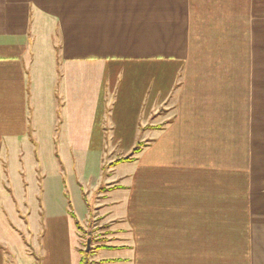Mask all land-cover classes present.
Here are the masks:
<instances>
[{"label":"crops","instance_id":"1","mask_svg":"<svg viewBox=\"0 0 264 264\" xmlns=\"http://www.w3.org/2000/svg\"><path fill=\"white\" fill-rule=\"evenodd\" d=\"M107 128L149 155L91 264H264V0H0V264H78Z\"/></svg>","mask_w":264,"mask_h":264},{"label":"rangeland","instance_id":"2","mask_svg":"<svg viewBox=\"0 0 264 264\" xmlns=\"http://www.w3.org/2000/svg\"><path fill=\"white\" fill-rule=\"evenodd\" d=\"M126 133L128 134V138L122 140L123 144L119 145V146H115V143L117 142V139H116L117 134H116L115 138H111V131L108 130V128H107L106 133H105V137L103 140V144H102V154L99 156H94L90 160V162L88 161V163H87L91 169V173L89 175V179L84 183L85 194L87 197V201H88L90 211L93 210V208H92L93 203H95L96 209H95V211H93V213H91V215L88 219H87V217H88L87 210H86L85 215H79L77 217L76 222L80 225V228H81L80 231L78 232L79 250H81V251L86 249V241H87L88 237L92 239L91 248H97V246H101L103 244H111V243H118L119 244L121 242H124L123 240L127 236L129 238V235L125 234L127 227L123 222V218H122L123 216L121 214V210L123 209V205H115L114 203L112 204L111 200H108V201L101 200L100 194L97 196V198L94 202V199L92 197V192H91L92 191L91 186L94 183L99 185L102 182L103 183L106 182L108 179L109 180L106 182V184L120 183V180L122 178L119 177L116 180H113V179L117 178L119 175L125 176V174H132L134 170L137 171L136 177L135 178L130 177L129 179L126 178L124 181H129L131 183L133 180H135V183L137 184L138 183L137 181H139L140 178H142V157L147 160V157L149 155L147 153H146V155H142L143 152H141L137 156H134V157L138 158L136 160V162H134V163L123 162V163L116 165L114 171L108 177L103 174V171L101 170V168L99 166V163L107 164V163L111 162L112 160H116L119 157L124 158V157L131 155L130 152L132 149L129 148V145L132 143L136 147L138 143H142L145 140L142 133L137 134V137L135 136L133 138L131 137L132 136L131 132H126ZM142 150H144V149L142 148ZM153 153L154 152L151 151V158H153ZM37 157H38V159H41V160H39V162H40V167H39L40 171L39 172L40 173L42 172V174L44 173L48 177V175H49L48 171L51 169L50 161H47V159L49 160V156L48 155H41V156L37 155ZM76 157H78V156H76ZM97 157H98V159H96ZM25 158H28V157H25ZM50 158L52 160L54 159L53 156H50ZM62 159H63V157H62ZM62 159H60V163H62V161H64ZM79 159L86 160L85 158H80V156H79ZM24 161H25V163H24L25 165L26 164H32V162H33V160L28 161L27 159ZM64 163H66V162H64ZM53 164L54 165L56 164L55 161ZM28 170H29L30 176H28V173H26V175H27L29 181H31V175L33 174V172L29 168H28ZM123 171H125V172H123ZM109 172H110V170L108 168L107 173L109 174ZM111 180H113V181H111ZM123 194L124 193H119V195H123ZM119 198L121 200L125 199L124 196L119 197ZM105 202H108V203H105ZM100 204H105V205H103L105 207L104 208L101 207ZM22 228H23L22 238H23L26 246L29 247V248H27V252L30 254H33L34 252H33V248L31 247V239H32V243H33V241L36 237H34L33 234H30L27 226L22 225ZM71 228H72V232H73L74 231V225L72 224V222H71ZM73 235H74V233H73ZM39 238H40V233H39V236H37V240ZM72 238L74 241V237H72ZM118 252L119 251H116V252L104 251V252H100V253L101 254L111 253V254L119 255V253H121V252H119V253ZM35 257H37V256H35Z\"/></svg>","mask_w":264,"mask_h":264},{"label":"trees","instance_id":"3","mask_svg":"<svg viewBox=\"0 0 264 264\" xmlns=\"http://www.w3.org/2000/svg\"><path fill=\"white\" fill-rule=\"evenodd\" d=\"M142 147H143V144L142 143H138L137 146L135 148H133L132 152H131V155L127 156V157H124V158H119L117 159L116 161H114L113 163L110 164V166H113L115 165L116 163H120L122 161H132V160H135L134 156L135 155H138L141 150H142ZM102 190V189H101ZM76 226H77V229L78 231H80V225L75 222ZM88 240H90V245H89V248L87 246V242ZM91 241L92 239L91 238H87V241H86V249L81 251L79 250V261H78V264H91L92 261H91V257H92V254H93V250L96 249V248H91Z\"/></svg>","mask_w":264,"mask_h":264},{"label":"water","instance_id":"4","mask_svg":"<svg viewBox=\"0 0 264 264\" xmlns=\"http://www.w3.org/2000/svg\"><path fill=\"white\" fill-rule=\"evenodd\" d=\"M89 245H90V240H88V242H87V246H88V248H89Z\"/></svg>","mask_w":264,"mask_h":264}]
</instances>
